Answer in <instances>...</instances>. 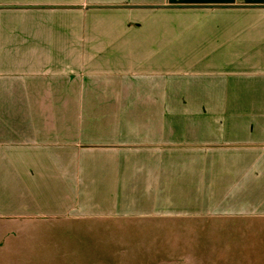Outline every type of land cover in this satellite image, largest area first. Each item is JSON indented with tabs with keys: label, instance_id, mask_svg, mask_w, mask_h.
Returning a JSON list of instances; mask_svg holds the SVG:
<instances>
[{
	"label": "crops",
	"instance_id": "crops-1",
	"mask_svg": "<svg viewBox=\"0 0 264 264\" xmlns=\"http://www.w3.org/2000/svg\"><path fill=\"white\" fill-rule=\"evenodd\" d=\"M92 219L264 229V0H0V249Z\"/></svg>",
	"mask_w": 264,
	"mask_h": 264
},
{
	"label": "rangeland",
	"instance_id": "rangeland-1",
	"mask_svg": "<svg viewBox=\"0 0 264 264\" xmlns=\"http://www.w3.org/2000/svg\"><path fill=\"white\" fill-rule=\"evenodd\" d=\"M185 223L92 219L25 227L16 249L12 240L0 249L1 264H264V229L244 237L213 221Z\"/></svg>",
	"mask_w": 264,
	"mask_h": 264
}]
</instances>
